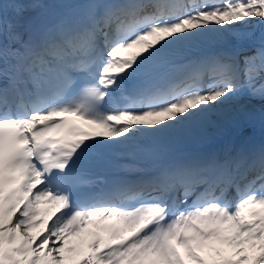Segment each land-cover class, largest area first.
Masks as SVG:
<instances>
[{"label":"snow or ice","instance_id":"snow-or-ice-1","mask_svg":"<svg viewBox=\"0 0 264 264\" xmlns=\"http://www.w3.org/2000/svg\"><path fill=\"white\" fill-rule=\"evenodd\" d=\"M253 18L264 0H0V264H264V147L158 164L264 102V35L221 47Z\"/></svg>","mask_w":264,"mask_h":264},{"label":"bare ground","instance_id":"bare-ground-1","mask_svg":"<svg viewBox=\"0 0 264 264\" xmlns=\"http://www.w3.org/2000/svg\"><path fill=\"white\" fill-rule=\"evenodd\" d=\"M23 2H31V0H23ZM38 2L42 3L41 0ZM43 13V9L37 8L33 11L25 13L26 17H38ZM264 35V24H261L259 18H253L248 26L242 27L240 33L231 35L227 38L225 44L221 47L230 52H238L245 45L253 46V49H243L239 52L241 59L244 55H251L255 48L259 45L261 36ZM248 101L240 99V103H236L227 107L222 113L212 116L213 123L207 125L203 129H194L186 135L174 137L164 141L162 144L166 148L173 147L176 149V155L173 159L187 158L184 154L192 152L204 145H213L217 147H224L223 149H215L216 152L225 158L226 154L236 156L239 152H251L244 147L248 145L247 137H254L255 135L261 137L263 142L258 145L259 150L264 147V104H259L248 108ZM248 108V110H245ZM196 135L200 138L198 142L193 144L192 141ZM246 135V136H245ZM246 144V145H245ZM113 155L112 159L122 161L124 159L118 158L115 154L119 152L118 149L110 150ZM256 173H251L249 179L255 176ZM47 207L42 205L41 208Z\"/></svg>","mask_w":264,"mask_h":264},{"label":"rangeland","instance_id":"rangeland-1","mask_svg":"<svg viewBox=\"0 0 264 264\" xmlns=\"http://www.w3.org/2000/svg\"><path fill=\"white\" fill-rule=\"evenodd\" d=\"M123 55H127V54H123ZM240 99H242L243 101L244 100H246V101H253L254 102V104H253V106H256V105H261V104H264V102H262V101H260V100H256V99H251V98H249L247 95H243ZM240 99H239V101L237 102V103H240ZM231 106V105H230ZM229 107V106H228ZM193 136V135H192ZM194 138L195 139H199V138H196L195 136H194ZM37 231H39V230H37Z\"/></svg>","mask_w":264,"mask_h":264},{"label":"trees","instance_id":"trees-1","mask_svg":"<svg viewBox=\"0 0 264 264\" xmlns=\"http://www.w3.org/2000/svg\"><path fill=\"white\" fill-rule=\"evenodd\" d=\"M254 102L253 101H248V105L253 106Z\"/></svg>","mask_w":264,"mask_h":264}]
</instances>
